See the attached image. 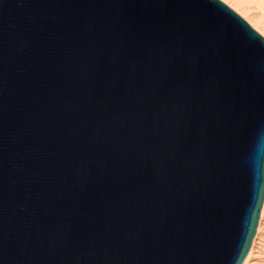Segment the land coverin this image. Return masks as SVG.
I'll use <instances>...</instances> for the list:
<instances>
[{
	"label": "water",
	"instance_id": "1",
	"mask_svg": "<svg viewBox=\"0 0 264 264\" xmlns=\"http://www.w3.org/2000/svg\"><path fill=\"white\" fill-rule=\"evenodd\" d=\"M264 197V38L220 0H0V264H241Z\"/></svg>",
	"mask_w": 264,
	"mask_h": 264
},
{
	"label": "bare ground",
	"instance_id": "2",
	"mask_svg": "<svg viewBox=\"0 0 264 264\" xmlns=\"http://www.w3.org/2000/svg\"><path fill=\"white\" fill-rule=\"evenodd\" d=\"M229 8L240 15L255 31L264 38V20L259 14L253 11L247 0H220ZM253 1V0H252ZM264 4V0H262ZM259 8V7H258ZM264 247V197L260 209V215L255 232V241L251 242L248 255L241 264H261L263 260L260 254Z\"/></svg>",
	"mask_w": 264,
	"mask_h": 264
},
{
	"label": "rangeland",
	"instance_id": "3",
	"mask_svg": "<svg viewBox=\"0 0 264 264\" xmlns=\"http://www.w3.org/2000/svg\"><path fill=\"white\" fill-rule=\"evenodd\" d=\"M247 2L249 3V5L253 8V11L256 14H259L262 19L264 20V4L262 3V0H247ZM259 7V8H258ZM260 258L263 260V262H261V264H264V247H263V252L260 254Z\"/></svg>",
	"mask_w": 264,
	"mask_h": 264
}]
</instances>
